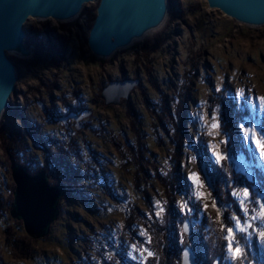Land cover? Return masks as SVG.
Instances as JSON below:
<instances>
[{"label": "rangeland", "instance_id": "374dc122", "mask_svg": "<svg viewBox=\"0 0 264 264\" xmlns=\"http://www.w3.org/2000/svg\"><path fill=\"white\" fill-rule=\"evenodd\" d=\"M97 4H86L70 21L29 19L24 24L26 36L38 31L44 46L27 57L8 54L17 81L0 118L3 261L147 264L150 256L140 253L150 251L149 227L153 218L163 214L167 196L158 175L170 181L176 163L184 183L172 198L183 222L189 218L191 228L198 230L204 214L236 232L233 217L244 223L246 207L252 235L236 233L235 237L247 248L243 264H264V243L258 236L264 224L251 219L264 204L256 172L258 168L264 177V159L244 131L255 130L257 138L264 131V107L258 99L264 97V25L238 22L210 8L206 0H168L167 16L156 31L100 57L87 45ZM27 37L26 44L33 50ZM126 78L140 82L127 99L106 105L103 87ZM222 99L231 100L240 115L243 145L234 155L222 131ZM179 112L184 114V131L174 125ZM8 141L14 143L10 153L4 149ZM200 148L214 164L222 167L223 162L243 175L251 188L236 183L229 184L228 190L223 186L217 193L211 190L202 171ZM60 151L72 170L58 165ZM12 159L30 174L44 170L50 184L60 180L67 187L58 202V216L44 237L28 235L23 223L9 213L15 188ZM206 168L205 164L207 172ZM245 189L250 196L242 206ZM226 195L231 202L226 203ZM26 236L32 239L33 254L17 257L11 239ZM227 244L222 263L240 262L230 258Z\"/></svg>", "mask_w": 264, "mask_h": 264}, {"label": "water", "instance_id": "95a60500", "mask_svg": "<svg viewBox=\"0 0 264 264\" xmlns=\"http://www.w3.org/2000/svg\"><path fill=\"white\" fill-rule=\"evenodd\" d=\"M98 1L87 45L91 52L108 57L118 48L130 45L150 29L158 28L168 13V0H0V118L16 91V66L9 58L11 51L23 57L32 54L26 44L24 24L30 19L52 18L67 21L77 17L83 7ZM210 8L250 26L264 25V0H206ZM138 78L111 80L104 86L101 97L106 105L119 104L127 99L138 85ZM264 133V131H263ZM11 175L15 184L9 213L23 223L28 235L41 238L59 213V199L66 193L63 184L51 185L48 174L40 170L30 174L25 165L11 160ZM205 181L212 190L211 176L202 165ZM190 219L182 223L185 235L191 234ZM187 253V257H185ZM180 264H198L190 246L181 251Z\"/></svg>", "mask_w": 264, "mask_h": 264}, {"label": "trees", "instance_id": "16d2710c", "mask_svg": "<svg viewBox=\"0 0 264 264\" xmlns=\"http://www.w3.org/2000/svg\"><path fill=\"white\" fill-rule=\"evenodd\" d=\"M27 38H29L34 45V38L32 35H28ZM36 44L37 48L42 46L41 42L38 40L36 41ZM146 45L148 44L146 43L144 47H146ZM220 108L222 131L228 136L227 146L230 154L234 155L240 151L243 145L240 129L238 127L240 115L238 114L239 112L237 107L234 105V103H232L231 100L222 99L220 102ZM241 112L242 111H240V113ZM183 115L179 112V122L177 121L176 124L174 123L178 131H184L181 128L184 124ZM182 136H184L183 133ZM3 137L5 138V136ZM13 138L16 139V136H13ZM11 142L15 141L11 140ZM11 142H6L4 149L7 153H10L12 148H14V143L10 144ZM177 142L178 141H176V143ZM200 153L203 156V162L207 165V172L214 180L213 190L215 193H217L218 189H221L222 186L228 190L230 188L229 184L236 183L251 188L250 182L243 175L237 174L233 169L226 168L223 162L221 163L222 167L214 164L206 155L203 148H200ZM57 157L59 158L58 165L67 170L71 169L72 166L69 165L67 161H64L65 158L63 151H60ZM172 168L173 169L170 171V181L167 179L168 176L163 177L158 175V179L164 186L167 196L164 204L163 214L160 218H153L149 227V250L153 253V255L148 257L147 264H172L174 259H176L177 263L180 264L181 251L185 246H190L194 250L198 264H223L222 261L225 257L226 249V240L224 239L225 231L222 230L224 227L223 225H220L219 223L210 219L208 220L203 214V225L200 229L197 230L196 227H192L191 234L188 236L184 234L182 229H180V226L182 228L183 217H180L172 197L180 185H183L182 183H184V179L178 164L175 163ZM256 172L260 178V188L264 189V177L261 175L258 168H256ZM226 200L228 201H226V203L231 202V199L228 196ZM194 217H196V215H194ZM11 246L17 251V257L29 258L33 254L32 239L28 236L18 240L15 238L11 239ZM239 263L240 262H237L236 264ZM0 264H7L3 261L1 256Z\"/></svg>", "mask_w": 264, "mask_h": 264}, {"label": "snow or ice", "instance_id": "6c2138e0", "mask_svg": "<svg viewBox=\"0 0 264 264\" xmlns=\"http://www.w3.org/2000/svg\"><path fill=\"white\" fill-rule=\"evenodd\" d=\"M261 102V106L264 107V97L258 98ZM213 127H217V125L213 124ZM246 138H251L253 140V143L256 146L257 151L259 152L261 159H264V133H261L259 137L257 138V134L255 130H244ZM194 182H198V177L194 175L193 177ZM236 195V193H234ZM250 194L248 193L247 189L244 190L243 193V199L240 200L241 205L243 206L245 203V200L249 198ZM243 211L245 213V221L244 223H241L240 219L238 217H233V220L235 221V228L236 232L233 231L232 227H228L227 225H224L223 231H226V235L224 236V239L228 241L227 247L229 251L230 258L234 261L239 260L241 264L247 259V249L242 248L240 246V243L238 240H236V233H243L248 238L251 237L252 233L249 232V228L252 227L250 223H248L247 216H248V209L245 207L243 208ZM252 220L259 219L262 224H264V204L260 205V211L257 215L251 217ZM246 225V226H245ZM258 236L260 238V241L264 243V230H261L258 232ZM235 245V246H234ZM135 248V246H133ZM144 252H147L148 256H152L153 253L148 251V249H143L141 251V256H143ZM187 253H185V257H187ZM135 258V257H133Z\"/></svg>", "mask_w": 264, "mask_h": 264}, {"label": "flooded vegetation", "instance_id": "af4514ba", "mask_svg": "<svg viewBox=\"0 0 264 264\" xmlns=\"http://www.w3.org/2000/svg\"><path fill=\"white\" fill-rule=\"evenodd\" d=\"M31 35H32V37L34 38L33 40H34V45L32 46L33 47V54L35 53V51H37V50H35V49H37V47H36V41L38 40L39 41V32L38 31H32L31 32ZM39 42H41V44L44 46V42L45 41H43V39L41 40V41H39ZM37 103H38V106L41 108V109H43L44 111H48V108L45 106V104L42 102V101H37ZM77 109H75V111H76ZM37 173V172H36ZM59 183H61V184H63L60 180L59 181H57L56 183H54V184H51V185H55V184H59ZM64 185V184H63ZM65 186V188H66V192L68 191L67 190V187H66V185H64ZM66 194V193H65Z\"/></svg>", "mask_w": 264, "mask_h": 264}, {"label": "bare ground", "instance_id": "6f19581e", "mask_svg": "<svg viewBox=\"0 0 264 264\" xmlns=\"http://www.w3.org/2000/svg\"><path fill=\"white\" fill-rule=\"evenodd\" d=\"M216 9H217V8H216ZM74 18H75V17H74ZM74 18H73V19H74ZM30 19H32V18H30ZM48 19H51V20H52V18H48ZM70 20H72V19H70ZM70 20H67V21H70ZM159 27H160V26H159ZM159 27H158V28H159ZM158 28L150 29V30L147 31L142 37L134 39V40L132 41V43L135 42V41H138V40H139V41L142 40L146 35H148V34L154 32V31H156ZM132 43H131V44H132ZM128 46H129V45L124 46V47H121V48H118L117 50H121V49L124 50V48H126V47H128ZM117 50H116V51H117ZM13 53H16V51H11V52H9V54H13ZM11 95H12V93H11ZM6 110H7V109H5V110L3 111V113H4ZM3 113H2V114H3ZM1 117H2V115H1Z\"/></svg>", "mask_w": 264, "mask_h": 264}]
</instances>
